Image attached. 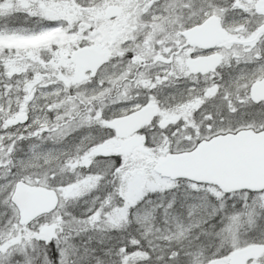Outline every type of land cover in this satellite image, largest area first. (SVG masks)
Listing matches in <instances>:
<instances>
[{
	"label": "snow or ice",
	"instance_id": "obj_1",
	"mask_svg": "<svg viewBox=\"0 0 264 264\" xmlns=\"http://www.w3.org/2000/svg\"><path fill=\"white\" fill-rule=\"evenodd\" d=\"M0 264H264V0H0Z\"/></svg>",
	"mask_w": 264,
	"mask_h": 264
}]
</instances>
